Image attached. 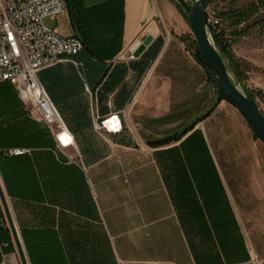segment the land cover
<instances>
[{
	"label": "crops",
	"instance_id": "1",
	"mask_svg": "<svg viewBox=\"0 0 264 264\" xmlns=\"http://www.w3.org/2000/svg\"><path fill=\"white\" fill-rule=\"evenodd\" d=\"M72 9L86 53L37 75L66 137L60 141L61 131L32 116L17 96L20 123L28 119L39 128L26 135L43 136L45 145L18 146L28 153L2 160L9 195L0 175L1 186L28 263L26 247L33 264H264L251 254L224 165L213 160L200 127L217 109L234 106L217 101L214 83L185 41L188 23L175 4L74 0ZM44 23L61 36L77 32L67 7ZM167 35L186 44L194 68L205 72L195 91L214 88L213 98L189 101L204 110L188 124L185 99L169 97V65L163 63L177 46ZM147 37L150 43L133 57ZM112 115L120 131L98 128ZM173 135L178 138L153 145ZM191 135L208 160L193 157ZM3 220L8 228L0 205ZM0 242H9L0 245V264H21L10 230L0 233Z\"/></svg>",
	"mask_w": 264,
	"mask_h": 264
},
{
	"label": "rangeland",
	"instance_id": "2",
	"mask_svg": "<svg viewBox=\"0 0 264 264\" xmlns=\"http://www.w3.org/2000/svg\"><path fill=\"white\" fill-rule=\"evenodd\" d=\"M193 5L195 0H185ZM254 0H219L209 5L206 15L212 23L219 11L229 8H238ZM217 27L226 38L231 41L230 51L234 59L241 65L242 80L249 90H260L264 93V30L252 29L247 35L236 38L232 33L229 22L218 20ZM49 24V21H46ZM188 25V24H187ZM191 31L188 25L185 41ZM177 46L174 53L169 55V65L164 70L170 83L169 97L185 99L186 123L202 114L195 105L189 104L192 99L214 96L213 87L202 93L196 92L201 82L206 79V74L201 68L200 72L194 68L187 45L180 43L176 38L167 35ZM189 41V40H188ZM167 42V41H166ZM179 42V43H178ZM188 52V53H187ZM166 60H168L166 58ZM230 77L239 86L233 70L227 59H224ZM175 65V67H170ZM159 75V73H158ZM188 83H191L188 85ZM184 84V87L182 86ZM182 88V89H181ZM256 102L264 115V104L258 99ZM213 160L224 166L222 173L227 178L231 190V201L237 219L247 239L251 254L254 258H264V144L254 137L244 117L230 105L217 109L211 118L203 125ZM1 185L3 186L0 178ZM4 190V188H3Z\"/></svg>",
	"mask_w": 264,
	"mask_h": 264
},
{
	"label": "built area",
	"instance_id": "3",
	"mask_svg": "<svg viewBox=\"0 0 264 264\" xmlns=\"http://www.w3.org/2000/svg\"><path fill=\"white\" fill-rule=\"evenodd\" d=\"M65 11L63 0H0V83H10L18 98L29 104L32 116L61 131L60 141H63L62 136L66 137L64 123L37 75L42 69L58 63L73 62L71 59L83 51L80 38L61 36L44 23L46 18H54ZM212 25L216 27L217 21ZM98 128L113 132L121 129L117 115L101 120ZM25 153L28 150L23 148L3 150L7 157Z\"/></svg>",
	"mask_w": 264,
	"mask_h": 264
},
{
	"label": "trees",
	"instance_id": "4",
	"mask_svg": "<svg viewBox=\"0 0 264 264\" xmlns=\"http://www.w3.org/2000/svg\"><path fill=\"white\" fill-rule=\"evenodd\" d=\"M63 1L65 2V5L70 13L71 22L76 28L77 32L75 36L80 38L83 43V51L81 53H86L88 47L86 46V43L83 40L82 35L78 30L77 20L72 9L74 0H63ZM216 1L219 0H211L209 5L213 4ZM176 8L179 11V13L183 16V18L187 21L186 15L180 10L178 6H176ZM216 18L221 21L229 22V26L232 28V33L237 39L247 35L254 28H259L264 30V0H254L243 7L229 8L226 10L219 11L216 14ZM218 20H216L217 25L219 24ZM206 22L212 41L215 47L217 48V50L219 51L221 57L223 59H227V61L232 67L233 74L235 75L237 81L241 82L243 84V87L246 88L242 80L241 65L234 59L230 51L231 41L228 38H226L225 34L222 31H220V29L217 26L213 27L212 23L208 21V15H206ZM188 39H189L188 46L190 51L192 52V55L205 70V65L202 55L199 52L198 47L196 46L193 40V37L189 35ZM180 40L184 41V37H180ZM209 80L211 81L210 78ZM215 87L218 94L217 101L219 102L221 100H224L235 107L232 99L229 98L216 85ZM246 90L255 100L258 99L261 103L264 104L263 92H261L260 90H249L248 88H246ZM22 116L23 114L19 110V102L17 99V94L15 89L8 82L0 83V175L2 177L8 195H9V191L6 182V169L3 166L2 160L3 159L7 160L12 157L5 156L3 154V150L9 148H17L18 146L45 145L43 136L38 138L33 136L32 134L26 135L28 131H32L33 129L37 130L39 128L37 127L36 124H34L32 121L28 119H25L24 123L21 124L20 121H22L23 119L21 118ZM192 128L193 125L188 127L185 133H187ZM18 131H24V132L26 131V133L18 135L17 134ZM254 137L258 139V137L255 134ZM177 138L178 135H173L162 141L153 143V145L168 143L171 142L172 140H176ZM186 140H187V144L192 143L191 145L194 146L195 149L193 152L194 153L193 157H195L196 160H201V161L208 160L205 154L203 153V148L201 147L202 145L198 141L197 143L192 142L194 140V138H192V135L189 136ZM3 231H6L9 234V230L5 226L4 220L0 221V233ZM0 244L5 245L2 246L3 248L9 246V242L8 243L0 242ZM26 251L30 263L33 264L32 255L30 254L27 247H26ZM58 255H61L60 249L58 250Z\"/></svg>",
	"mask_w": 264,
	"mask_h": 264
},
{
	"label": "water",
	"instance_id": "5",
	"mask_svg": "<svg viewBox=\"0 0 264 264\" xmlns=\"http://www.w3.org/2000/svg\"><path fill=\"white\" fill-rule=\"evenodd\" d=\"M186 15L193 40L202 55L205 71L213 83L234 102L235 107L246 120L252 132L264 143V115L260 111L256 100L249 94L241 82L239 86L230 77L224 59L215 47L206 22V11L211 0H195L189 5L185 0H171ZM151 37L145 38L140 46L133 52L138 57ZM0 205L4 212L8 228L14 245L18 251L21 264H29L13 217L11 215L7 198L0 183Z\"/></svg>",
	"mask_w": 264,
	"mask_h": 264
},
{
	"label": "bare ground",
	"instance_id": "6",
	"mask_svg": "<svg viewBox=\"0 0 264 264\" xmlns=\"http://www.w3.org/2000/svg\"><path fill=\"white\" fill-rule=\"evenodd\" d=\"M109 128L111 129V128H113V126H109ZM1 183V182H0Z\"/></svg>",
	"mask_w": 264,
	"mask_h": 264
}]
</instances>
